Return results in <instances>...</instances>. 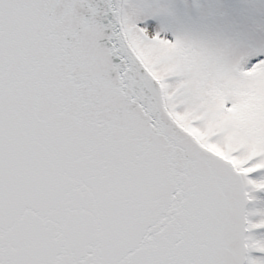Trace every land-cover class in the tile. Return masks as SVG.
I'll return each instance as SVG.
<instances>
[{
  "label": "snow or ice",
  "instance_id": "1",
  "mask_svg": "<svg viewBox=\"0 0 264 264\" xmlns=\"http://www.w3.org/2000/svg\"><path fill=\"white\" fill-rule=\"evenodd\" d=\"M0 264H264V0H0Z\"/></svg>",
  "mask_w": 264,
  "mask_h": 264
}]
</instances>
